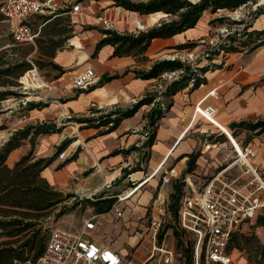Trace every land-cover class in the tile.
Wrapping results in <instances>:
<instances>
[{
  "label": "crops",
  "instance_id": "crops-1",
  "mask_svg": "<svg viewBox=\"0 0 264 264\" xmlns=\"http://www.w3.org/2000/svg\"><path fill=\"white\" fill-rule=\"evenodd\" d=\"M69 1L71 0H54L50 5L56 12L63 10ZM132 1L145 2L147 0ZM189 1L193 2V0ZM81 4L84 7V13L81 17H72L68 12L60 14H54V12L52 14L44 13L31 16L27 19L32 31L37 34L35 41L37 39L47 41L50 38L68 37L63 47L56 50L50 60L65 70V76H68V78L75 76L85 68H92L95 72L94 83L83 89L84 91L81 93H77V90L75 93L68 90L62 99L63 103L59 102L60 106L52 102L45 107H41L40 114L41 120L44 119L43 122H45V119L56 121L62 115V112L79 116L78 114L84 113L90 107L109 108L118 106L125 108L127 105L129 106L132 101L141 98L143 94L150 91L158 79L140 80L135 79L132 72L123 73L127 69L133 68L147 70L155 61L161 59H179L183 61V58L175 53L181 51H176L173 48L185 44L188 40L195 39L194 36L206 13L209 15L216 14L205 12L193 29L169 39L153 40L143 55L146 61L137 62V59L132 56L112 57L113 48L111 46L102 47L96 56L92 57L95 45L103 37L99 32L102 28L97 17L109 18L113 23V31L117 33L134 34L151 28L164 15L161 13L149 16L139 15L114 7L109 0H83ZM35 17L39 18V22L32 24ZM44 17H50V19L45 21ZM157 19L159 20L157 21ZM263 28L264 15L256 21L253 30ZM51 29H53L52 33L46 32V30ZM66 29H69L68 33L62 31ZM36 50L35 47L33 53H36ZM214 62L217 65L221 64V67L205 73V84L193 91L185 88L172 97V105L160 120L150 149L145 150L142 148L144 141L141 136L144 132L145 115L151 109V105L143 106L142 108L147 109L142 114L139 110L133 117L123 120L116 130L104 135H100L105 130L102 127L85 128L79 131L77 124H75L76 130L75 127L68 125L61 128L60 133L39 136L35 142L33 156L35 159L49 157L52 154L49 146L57 145L65 138L64 135H67L69 128H71L75 131L71 132V135L77 138L74 142L76 143L75 147H80L76 159L61 169L57 167L63 162L60 163L56 159L41 172V178L59 192L71 190L77 196H85L86 199L97 196L98 200L101 199L100 201L111 198V196H103L104 194L102 195L103 198H98L101 197L100 192L103 191L104 187H107L105 192L110 193L115 188L112 187L114 183L116 186L125 185L127 186L124 189L125 191L120 193L124 194L129 188L132 189L140 185L132 196L136 195L139 190L149 189L144 191L140 199L139 205L141 207L149 199H152L155 193L163 197L161 193L163 184L159 186V178L175 177V171L184 174V178L189 176L193 181L192 187L198 188L202 182L223 168L231 155V146L227 139L225 137L222 139L221 136L223 135L220 134L213 137L211 134L214 132L211 130L207 136L213 138L214 143H210V147L204 153H201V150L193 153L192 144L185 141L186 136L191 130L195 129L194 126L198 122L203 124L202 127H212L198 114L200 111L202 112L200 108H212L215 118L209 117V120L213 122V126L215 125V128H218L216 123H219L230 132H232L230 127L234 123L253 122L264 118V47L250 53L244 51L231 54L224 60ZM104 74H119L120 78L97 87L98 81ZM196 108H198V113L195 111ZM5 112L4 118L0 119V126L3 125L4 128L6 127L4 122L8 119L7 114L11 113V109ZM25 123L22 124L23 126L14 129L6 128L0 131V148L17 130L29 125H36V122H31V116H28ZM207 131L209 130H204L201 133L207 134ZM231 134L239 143L253 148L255 156L251 162L264 178V133L255 135L252 132L243 130L239 131V135L238 133L235 136L233 133ZM241 136L247 137V141L243 142ZM132 147L139 148L136 149L135 153L126 154L125 151ZM29 151L30 143L25 140L19 148L9 154L6 165L11 168L15 162ZM144 154H147L146 159H143ZM191 154H197L194 170L185 174L188 156ZM234 173H236V169L233 170ZM75 178L78 180L76 184L73 183ZM72 188L75 189L72 190ZM125 201L122 204L128 203L127 200ZM111 211L95 216L97 218L101 217V219H105L110 223L115 218L110 214ZM107 216L109 218H106ZM256 221L257 218L243 224L237 235L251 236L260 228L262 229V227L256 226ZM125 225L128 230L125 233L132 234L136 223L127 222ZM252 226L255 228L250 230ZM137 235L138 233L135 234V236ZM134 238L136 237L131 239ZM233 250L245 252L239 244Z\"/></svg>",
  "mask_w": 264,
  "mask_h": 264
},
{
  "label": "trees",
  "instance_id": "trees-1",
  "mask_svg": "<svg viewBox=\"0 0 264 264\" xmlns=\"http://www.w3.org/2000/svg\"><path fill=\"white\" fill-rule=\"evenodd\" d=\"M82 2L83 0H78ZM99 1V0H93ZM112 5L121 8L128 12L137 13L139 15H153L157 13L163 14L154 26L144 31L136 33H117L109 30H99L102 38L95 45L92 57L94 58L97 52L104 46L113 48L112 57H127L132 56L137 59V62H145L143 56L151 42L155 39H169L175 35L181 34L189 29H193L203 13H217L219 10H227L233 12L248 3H256L259 0H198L191 2L189 0H147L145 2H135L132 0H109ZM68 10H59L54 14L66 13ZM264 15V7L257 9L256 17ZM50 17H44L48 21ZM226 18H218L212 20L221 23ZM4 20L0 14V21ZM236 24L242 25L239 21ZM92 29V28H90ZM68 33L69 30H62ZM63 35V34H61ZM245 37V40L239 42L242 49H247V53L256 51L264 47V30H252L241 34L227 36L218 48L212 52V55L206 57L208 64L202 67L192 68L186 62L179 59H161L155 61L147 70L144 69H127L123 74L132 72L135 79L140 80H157L162 75L169 73H179L176 79L166 83L162 91L149 92L141 99L137 100L128 108H115L104 116L97 118L96 128H104L105 131L100 135L108 134L117 129L123 120L133 117L143 106H152L145 115L146 124L145 132H149L142 148L147 150L153 145L156 130L160 120L165 116L172 105V97L179 91L189 88L193 91L206 83L204 77L208 71L218 69L220 65L212 63L221 53L230 54L237 53L238 47L233 46L237 41V37ZM13 57L10 59L4 58L0 54V102L9 97L18 98L20 94L13 91L17 87V78L26 70L30 69L29 61L35 63L38 68L43 71L48 68L49 72L55 73V79L65 73L60 66L54 64L50 60L53 58L55 51L63 47L68 37H59L56 39L50 38L47 41L36 40L37 43V58H29L32 51L20 50V46L13 42L12 36ZM43 44V46H41ZM194 43L180 44L173 49L176 51L191 50L194 48ZM43 47V48H42ZM120 78L119 74L108 75L104 74L98 81L97 87L104 85L112 80ZM84 90H77L81 93ZM46 105L29 103L27 110H33ZM87 120L70 118L65 122L84 123ZM87 123V122H86ZM63 124V122H62ZM4 126H0V131ZM230 130L235 136L238 131H249L255 135L264 133V118L257 119L253 122H238L231 125ZM61 128H58L53 123H41L29 125L14 132L9 139L0 148V264H25L29 259H38L44 250L47 241V228L42 225L43 221L48 217L50 212L55 210L60 205H63L67 200L74 197L73 194H63L51 187L43 178L41 172L49 167L56 159L58 154L64 151L70 144V140L63 141L55 150L52 156L35 159L33 156L35 142L39 136L59 133ZM144 132V133H145ZM223 139L224 136H221ZM25 140L30 143V151L22 156L10 168L6 165V160L9 154L19 148ZM77 157V152L69 159L65 160L57 168L61 169L68 163L74 161ZM197 154L188 156L185 174L191 173L194 170V162ZM147 158L144 154L143 159ZM86 174V173H85ZM184 174L182 175V179ZM184 182L173 184V191L169 195L168 212L173 220L177 219V212L180 205V200L183 196ZM94 208L96 214H104L111 211L115 202L114 198L104 199L102 202L89 200L85 201ZM107 204L101 207L102 203ZM72 208L61 206L55 215L56 219L66 214V211ZM257 227L264 228V216H258L256 221ZM170 227V226H169ZM183 231V230H182ZM185 232V231H184ZM175 238V249L179 252L181 264H193V247L194 240L190 246H185V242L181 234L177 230H173ZM161 239V236H159ZM236 238L233 237L230 247L235 248ZM264 254V248H260ZM258 264H262V260Z\"/></svg>",
  "mask_w": 264,
  "mask_h": 264
},
{
  "label": "built area",
  "instance_id": "built-area-1",
  "mask_svg": "<svg viewBox=\"0 0 264 264\" xmlns=\"http://www.w3.org/2000/svg\"><path fill=\"white\" fill-rule=\"evenodd\" d=\"M53 1L0 0V14L8 23L15 44L34 45L37 34L32 31L27 19L44 13H54L50 5ZM63 10H68L72 17L81 16L84 13V7L78 0L69 1ZM97 20L103 30L113 31V23L109 18L99 16ZM29 62L30 69L23 72L16 80L15 90L24 96L18 100L22 105L31 101L32 96H38L39 100L45 102V99H51L53 94L64 93L67 87L75 90L86 89L95 80V72L92 68H85L67 80L65 75L52 80L47 79L31 61ZM175 74L162 75V79H169L164 85L176 79ZM158 88L162 91L164 86H158ZM52 102L60 106L56 99ZM202 109L205 112V115L202 114L204 120L208 119L207 116L215 117L212 108ZM26 120L27 118L22 116L19 123L23 124ZM222 133L225 134L231 146L229 161L202 182L198 188L192 187L193 181L189 176L183 180L188 192L183 194L180 201L177 212L178 223L180 230L193 237V264H253L244 263L241 258L242 252L234 253L235 250L230 249V243L243 224L264 215V178L251 162L255 156L253 148L235 139L236 144H234L225 132ZM223 134L220 133V135ZM209 147L210 143L205 144L201 153L206 152ZM57 158L64 159L65 153H60ZM235 169L236 173L233 174ZM164 181L166 182L167 179L164 178ZM139 187L140 185L129 188L130 194L136 192ZM114 197L116 200L112 209L115 219H122L124 212L119 206L128 197L125 198L124 195ZM164 204L165 201L160 195L153 203L154 207L147 228L151 238L150 253L140 263L130 261L127 264L175 263L176 254L173 248L167 246L164 240H159L160 227L166 211L168 212V205L166 208ZM95 218L97 216L86 219L76 231L51 230L42 255L34 261L27 260L25 264H123V258L118 251L101 247L98 241L89 237L88 234L97 228L98 223L95 222Z\"/></svg>",
  "mask_w": 264,
  "mask_h": 264
},
{
  "label": "rangeland",
  "instance_id": "rangeland-1",
  "mask_svg": "<svg viewBox=\"0 0 264 264\" xmlns=\"http://www.w3.org/2000/svg\"><path fill=\"white\" fill-rule=\"evenodd\" d=\"M197 0H193V2H195ZM83 6L85 7V4L83 3ZM260 7H264V0H259L256 3H248L246 6H243L233 12H228V11H218L215 15H209L208 13H206V15H204V19L202 21V23L200 24V26L197 29V33L194 36L195 39H191L188 40L185 44H189V43H194L195 47L192 48L191 50H183L181 52H175L178 53V55L180 57L183 58V62H186L187 64H189L192 68L194 67H200L202 65H206L208 64V62L206 61V57L212 55V52L215 51L218 46L226 40L227 36H233L234 34H241L244 32V28H247V32H250L253 30V26L255 25L256 21H258L260 19L261 16L256 17V12L257 9ZM82 16V15H81ZM81 16H75V17H81ZM162 16L159 18L161 19ZM218 18H226L224 19L221 23L218 22H214L212 25L210 24V22L212 20L218 19ZM157 19V21L159 20ZM242 21L243 24L239 25L236 24V22ZM39 22V18L35 17L34 21H32V24H37ZM209 23V24H208ZM53 29L51 30H46L47 33H52ZM69 30V29H68ZM261 30H264L261 29ZM258 30V31H261ZM237 41L233 44V46H237L239 49L237 53H242L244 51L247 52V49H242L239 46V42L245 40V37L241 36V37H237ZM35 45V46H34ZM32 45H23L20 46V50H26V51H34V48L37 47V43L35 42V44ZM13 46H12V40H11V34H10V28L7 22H5V20H1L0 21V54H3L4 58L6 59H10L13 57ZM32 53L30 54L29 58L31 57H36L37 58V53ZM174 54V53H173ZM231 54H235V53H230V54H224L221 53L218 57H216L212 63L216 64V60H224V58L229 57ZM33 63V62H32ZM37 68L38 66L33 63ZM38 70L41 72V74L47 78V79H55V73L49 72L48 68L44 69L43 71H41L39 68ZM64 75V74H63ZM110 75V74H108ZM169 75V74H167ZM179 74L176 73L174 76H178ZM68 76H65V79L67 80ZM167 78V77H165ZM169 79L167 78L166 80L160 78L158 79L157 83L153 86V88L150 89L149 92H155V91H159L158 86H164L165 81H168ZM111 82V81H110ZM109 83V82H108ZM0 90H3L0 88ZM71 90L74 93L76 92L75 89H72L71 87H67V90L64 93H57V94H53L51 99H45V103L44 101L39 100L38 96H32L31 97V101L27 102L25 105H22L21 103L18 102L19 99H21L22 97H24L23 95H20L18 98H14V97H9L6 100L0 102V119H3L6 112L8 109H11V113L7 114L8 119L5 120L4 124H6V128L9 129H14L16 127H20L23 126L22 124H19V120L22 116H25L26 118H28V116H31V122H36V124H39V122L41 123H53L55 124L58 128H64L66 126H71V127H75V124L78 125V130H83L85 128H96L98 121H95L97 118H100L102 116H104L105 114H107L108 112H110L111 110H114L115 108H122V107H118V106H112V107H106V108H97V107H90L88 108L84 113L82 114H78L79 116H75L72 114H67V112H62V115L59 117V119L57 118L56 121L55 120H49V119H44L41 120V107H38L36 109L27 110L28 104L29 103H34V104H41V102L45 105H49L50 103H52L53 99H56L58 102L63 103L62 99L65 95V93ZM15 92H17L18 94H20L17 90H13ZM147 93L143 94L142 97L144 95H146ZM141 97V98H142ZM139 98V99H141ZM137 99V100H139ZM137 100L132 101L129 106L127 105L128 108L131 105H133ZM124 109V108H122ZM147 108H141L139 109L141 111V114L146 110ZM34 116V117H33ZM67 116H70L67 118ZM73 118V119H84L87 120L84 123H76V122H65L66 120ZM142 121V120H141ZM27 122V120L25 121ZM23 124H26V123ZM63 122V124L61 123ZM200 122H198L194 127L195 129L191 130L189 132V134L186 136L185 141H187L188 143H191V149L193 151V153H196L198 150H202L201 148L207 144V143H213L214 139L212 138H208V134H210V130L212 132H214L213 134H211L213 137L217 136L218 134H223L221 132L220 129L215 128V126H213L212 124H210L212 127L211 128H205L202 127L203 124H199ZM146 124V121H145ZM104 129V128H103ZM209 130L207 131L208 133H201L204 130ZM76 130V127H75ZM144 130V128H143ZM105 131V130H104ZM71 132H75L73 129L69 128V132L67 135H64L65 138L62 139L57 145H53V146H49V148L51 149V155L52 156L55 153L56 148L65 140H70V144L69 146L62 152L65 153V158L64 159H58L60 161V163L64 162L65 160H67L68 158H70L73 154H75L78 151V148L80 147H75L76 143H74L76 141V137L72 136ZM145 132V130H144ZM143 132V136H141L142 140L145 142L148 133L149 132ZM60 133V131H59ZM230 133V132H229ZM239 135V131L237 132ZM60 136V135H59ZM223 136L227 139V137L225 136V134H223ZM241 140L243 142L247 141V137H240ZM211 145V144H210ZM141 147V146H139ZM139 147H132L129 148L128 150L125 151V153L129 154V153H135L136 149ZM61 152V153H62ZM59 155V154H58ZM58 157V156H57ZM186 168V167H185ZM185 170V169H184ZM182 172V171H181ZM179 171H175V177L172 178H167V181H164L163 177L159 178V186L162 185V195L161 199H164L165 204L164 206L167 208V205L169 204L170 200H169V195L170 193L173 191V184L175 183H180L181 181H183L185 178L183 177L182 179V173H179ZM78 182V180L75 178L73 180V183L76 184ZM115 184V183H114ZM112 185V187H115L113 189L112 192L110 193H106L105 191L107 190V187H104L103 191L100 192L101 197L98 198H103V196L108 197L111 196V198H114V196L117 195H124L125 193H127L129 190H127V192H125L124 194H120L123 193L122 191H125L124 189H126L127 186L125 185ZM185 184V183H184ZM75 188H72V190H74ZM158 189V188H157ZM149 189H145V190H139L138 193L134 196H132L130 199H127L126 204H122L121 206H119V208L121 210H123L124 215L122 219H112L110 223H108L105 219H101V217L95 218V222H97V228L95 231L89 233V237L93 240H96L99 242V245L101 247H108L111 249H115L116 251H118L120 253V255L123 258L124 263L123 264H127L128 262H132L135 261L136 263H140L142 260H144L147 255L150 253V249H151V238H150V234L149 231L147 230L148 226H149V220H150V216L152 214L153 211V203L156 200L157 196L159 194H153L152 199H149L146 203H144V206L141 207L140 204V199L144 193V191H147ZM105 192V193H102ZM155 192V191H154ZM183 194H185L186 192H188V190L185 188V185L183 186V190H182ZM63 194H73L74 197L70 198L69 200H67L65 203H63V205H60L59 207H57L55 210H53L52 212H50V214L48 215V217L43 221V227L47 228V232L48 235L50 233L51 230L53 229H62V230H67V231H76L77 229H79L82 226V223L90 218L93 217L96 214V211L94 210L93 207H91V205L89 203H86V200H89L90 202H93V200H96L98 202H102L100 201L101 199H97V196H92L89 198H85V196H77L75 194L74 191H64L62 192ZM191 195V194H190ZM182 199V198H181ZM181 201V200H180ZM126 202V201H124ZM107 204L106 203H102L101 207L105 206ZM61 206H64L66 208L71 207L72 209L69 211H66V214L61 216L59 219L55 218V215L57 214V212L59 211V208ZM137 207H140L142 209H139ZM110 214L115 217L113 209L110 212ZM106 218H109L108 216ZM127 222H135L136 223V227L135 230L132 232V234H127L125 232H127V228H126V223ZM170 226V227H169ZM252 228L255 227H250V230ZM177 230L184 242H185V246L189 247L190 243L193 242V237L191 234L186 233L182 230H180V226L178 223V217L176 220H173L172 216L169 214V212L166 211V215L163 218L161 227H160V234L159 236H161V239H159L160 241L164 240V243L169 246L172 247L173 250L175 251L176 254V260L174 264H181L182 261L179 259L178 257V251L175 249V238L173 236V230ZM138 233V237L135 236V234ZM239 234V231L235 233L234 237L236 238V244H239V246L245 250L244 253H242V261L244 263L250 262L253 264H258L259 261L262 260V264H264V254L260 251V248H264V228H260L259 230H257L256 233L251 234V236H241V235H237ZM47 235V237H48ZM132 235V236H130ZM133 237H136L134 239H131ZM236 247V245H235ZM230 249H233V247H230ZM234 253L237 254L236 251H234ZM240 253V252H239ZM241 261V262H242Z\"/></svg>",
  "mask_w": 264,
  "mask_h": 264
},
{
  "label": "bare ground",
  "instance_id": "bare-ground-1",
  "mask_svg": "<svg viewBox=\"0 0 264 264\" xmlns=\"http://www.w3.org/2000/svg\"><path fill=\"white\" fill-rule=\"evenodd\" d=\"M200 109L202 110V112H201V111L199 112V111H198V108H197L196 111H197V113L199 112L198 114H200V116L202 117V116H203L202 114L205 115V112H204V110H203L202 108H200ZM206 116H207V115H206ZM209 117H210V118H215V117L207 116L208 119H206V120H208V122H211V123L213 124V122H212L211 120H209V119H210ZM216 125L218 126V128H219L222 132H225V133H226V135L228 136V138H229L231 141H233L234 144H236L234 138L230 135V133L228 132V130H227L224 126L220 125L219 123H216ZM214 126H215V125H214ZM134 193H135V192H134ZM134 193H133V194H134ZM133 194H130V191H128L127 193L124 194V196H125V198H127V197L130 198V197H132Z\"/></svg>",
  "mask_w": 264,
  "mask_h": 264
}]
</instances>
